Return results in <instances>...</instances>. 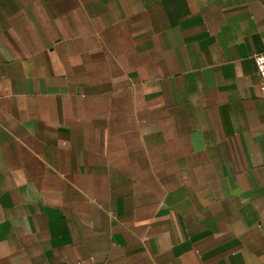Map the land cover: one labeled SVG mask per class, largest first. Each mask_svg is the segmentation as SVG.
<instances>
[{"label": "crops", "instance_id": "0c3cea01", "mask_svg": "<svg viewBox=\"0 0 264 264\" xmlns=\"http://www.w3.org/2000/svg\"><path fill=\"white\" fill-rule=\"evenodd\" d=\"M264 0H0V264H264Z\"/></svg>", "mask_w": 264, "mask_h": 264}, {"label": "built area", "instance_id": "2783aa9c", "mask_svg": "<svg viewBox=\"0 0 264 264\" xmlns=\"http://www.w3.org/2000/svg\"><path fill=\"white\" fill-rule=\"evenodd\" d=\"M253 60L257 75L260 79L259 89L264 98V52L255 54Z\"/></svg>", "mask_w": 264, "mask_h": 264}]
</instances>
